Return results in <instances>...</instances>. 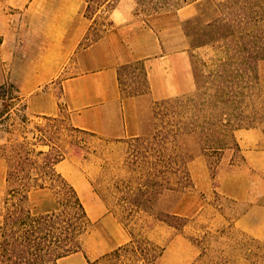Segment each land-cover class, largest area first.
Returning a JSON list of instances; mask_svg holds the SVG:
<instances>
[{
	"label": "rangeland",
	"instance_id": "rangeland-1",
	"mask_svg": "<svg viewBox=\"0 0 264 264\" xmlns=\"http://www.w3.org/2000/svg\"><path fill=\"white\" fill-rule=\"evenodd\" d=\"M68 1L0 0V88L10 84L18 87L10 77V59L19 57L23 45L33 43L28 34L47 31L53 17L62 14L65 6L70 4ZM221 1L224 0H186L183 4V7H191L193 14L191 19L182 20V27L189 42L188 52L198 90L195 88L191 94L182 97L197 95L195 98L209 100L214 94L211 75L222 56L211 45H200L209 40L201 37L207 30L205 22L211 18L214 5ZM28 8L35 11L30 13ZM135 10L142 18L147 13L141 7L135 6ZM108 17L109 13L103 7L96 11L92 27L81 45H87L102 35L108 26ZM70 74L72 72L68 70L57 79L56 86ZM120 84L124 94L143 90L146 87L143 66L135 64L124 69ZM51 85L40 86L36 93L49 90ZM6 88L0 91V109L5 105L7 110L16 112L24 103L17 100L18 95L14 91ZM55 91L59 93L58 87ZM22 94L28 99L26 94ZM10 97L16 100L10 101ZM245 102L247 113L254 112V121L252 128L234 133L240 151L228 150L219 156L206 158L195 148L193 151L188 140L187 149L192 155L186 160L189 187L182 194L166 193L147 214L127 210L117 202L119 195L113 189L117 181H121V189L136 187L135 176L130 171L132 147L127 143L129 140L106 141L89 134L76 135L74 143L80 147L78 153L76 156L68 155L56 169L75 189L91 221L89 230L81 238L82 248L95 255L90 263L143 264L141 257L131 253H122L115 261H96L110 253L106 252L107 244L112 242L117 229L127 237L122 246L128 245L133 236L135 240L146 239L159 248L167 249L156 264H264V61L258 65V85L251 91L247 90ZM154 108L152 133L147 137H151L156 129ZM27 114L32 122L39 121L29 112ZM59 119L67 123V113L62 112ZM66 145L72 153L73 145ZM4 177L5 164L0 160V220L6 193ZM183 185L172 186L179 191ZM103 205L116 220L112 226L92 220L91 216L96 215ZM28 207L35 215L56 209L48 190L33 191L28 198ZM165 210H170L179 221L169 219L172 226L159 221L157 216ZM62 264L81 262L77 257Z\"/></svg>",
	"mask_w": 264,
	"mask_h": 264
},
{
	"label": "trees",
	"instance_id": "trees-1",
	"mask_svg": "<svg viewBox=\"0 0 264 264\" xmlns=\"http://www.w3.org/2000/svg\"><path fill=\"white\" fill-rule=\"evenodd\" d=\"M82 1L84 17L92 23L99 8L109 13L118 0ZM135 3L147 10L145 16H149L174 12L186 0H135ZM205 26L207 30L201 37L209 40L200 46L211 45L222 56L211 75L214 94L209 100L195 95L156 102L153 135L128 139L132 147L130 171L135 176L136 187L121 189V181H117L113 189L119 195L117 202L131 212L150 213L154 203L166 193L182 194L189 187L186 160L192 155L187 149L188 140L193 151L195 148L200 155L212 158L228 150L239 152L234 133L253 127L254 112L247 113L245 99L247 90L258 85V65L264 61V0L218 2ZM135 64L140 63L120 67L119 80L121 72ZM194 81L198 90L197 80ZM6 87L24 104L13 113L5 105L0 109V159L6 167L0 264H58L60 259L82 251L81 238L91 221L77 192L57 172L56 166L68 155L76 156L80 148L74 143L76 135L88 133L72 128L59 118L41 117L32 122L20 91L12 84ZM146 89L125 96L138 95ZM5 100L2 99L3 103ZM65 144L73 145L72 153ZM182 184L179 191L172 186ZM36 190L50 191L56 205L54 211L37 215L31 212L28 198ZM161 214L158 220L171 226L169 219L179 221L170 210ZM163 252V248L150 241L131 236L128 245L96 261H115L122 253H131L141 257L143 264H156Z\"/></svg>",
	"mask_w": 264,
	"mask_h": 264
},
{
	"label": "crops",
	"instance_id": "crops-1",
	"mask_svg": "<svg viewBox=\"0 0 264 264\" xmlns=\"http://www.w3.org/2000/svg\"><path fill=\"white\" fill-rule=\"evenodd\" d=\"M68 2L62 14L53 17L47 31L28 34L33 43L23 45L19 57L8 63L10 77L18 83L17 89L27 105L26 112L36 119L60 118L66 112L72 128L106 141L149 136L154 104L189 95L196 88L189 42L182 27V20L193 16L191 7L142 18L135 10V0H118L109 12L102 35L81 45L91 21L84 17L82 0ZM134 63L143 65L147 89L125 96L118 69ZM68 70L72 74L56 86L55 81ZM50 83L49 90L36 93L40 86ZM97 211L92 220L105 226L116 223L104 205ZM126 242V235L115 229L106 252ZM77 257L81 264H88L95 255L82 248L58 264Z\"/></svg>",
	"mask_w": 264,
	"mask_h": 264
}]
</instances>
